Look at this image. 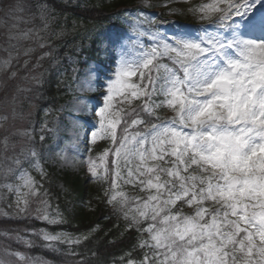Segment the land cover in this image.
<instances>
[{"label": "snow or ice", "instance_id": "snow-or-ice-1", "mask_svg": "<svg viewBox=\"0 0 264 264\" xmlns=\"http://www.w3.org/2000/svg\"><path fill=\"white\" fill-rule=\"evenodd\" d=\"M219 2L226 7L218 3L199 7L205 13L202 19L209 12L221 15L196 34L166 33L159 25L151 27L155 17H143L139 9L135 16L125 10L122 15L128 27L141 28L150 43L141 47L134 62L119 57L112 77L103 85L101 106L89 110L87 101H77L84 106L77 111H90L98 118L99 128L91 132V142L98 136L108 137L113 145L112 167L105 164L101 176L99 165L89 160L91 175L110 180L111 189L123 183L149 191L146 199L135 198L134 206L126 196L119 201L125 218L129 211L133 213L128 226L142 234L136 245L143 250L139 264H264V0ZM142 3L148 5L149 0ZM35 9L25 20L16 15L24 11L22 5L0 0V10L17 21L3 38L8 55L0 59V69L11 66L13 50L18 51L19 41L33 32L32 28L21 30V23L39 18L47 28L51 10L46 0H38ZM129 17L137 23H129ZM144 20L149 27H142ZM131 39L120 32L102 34L98 56L122 53L125 41ZM165 57L170 63L161 62ZM137 74L140 82H132L130 78ZM87 75L99 81V65L89 68ZM88 90H92L90 82ZM132 100H140L141 106L125 114L131 116L129 122L116 104ZM163 108L174 115L161 120L157 110ZM138 125L145 129L129 131ZM26 135L33 147L27 155L24 150L15 155V165H35L41 158L34 138ZM44 139L41 134L40 140ZM0 146L7 153V135L0 139ZM108 155L105 151L99 160L104 162ZM21 178L24 187L37 195L25 171ZM105 195L109 203L117 200L114 194ZM185 206L192 211L186 214ZM17 209L28 212V200L18 199ZM50 222L55 223V218ZM43 239L60 237L44 234ZM123 264L137 261L129 254Z\"/></svg>", "mask_w": 264, "mask_h": 264}, {"label": "rangeland", "instance_id": "rangeland-1", "mask_svg": "<svg viewBox=\"0 0 264 264\" xmlns=\"http://www.w3.org/2000/svg\"><path fill=\"white\" fill-rule=\"evenodd\" d=\"M12 0H10L11 2ZM168 0H149L148 5H144L142 3V0H137V5L143 8H150L152 6H156L158 4H168L167 2ZM196 1V0H195ZM194 1V2H195ZM210 0H198L199 3H208ZM190 2H192L193 4V0H191ZM19 4V2H17ZM212 3H218V6L221 8H225L226 4L223 2H219V0H212ZM21 5V4H20ZM220 12H213V14H217ZM33 14V11H30V13L28 12H22L16 15H21L23 16V18L25 20H27L29 17H31ZM12 21L10 22L8 21H4L6 24L5 26H0V59H6L8 53L3 51V49L7 46L4 43V37L7 34L8 30L11 28V26L16 23L17 21L14 19L13 16H10L9 14H7ZM136 14H134L133 16H135ZM143 17H147L145 14H143ZM142 17V19H143ZM144 22H147L146 20H144ZM144 22L142 24L143 28H147L146 26H144ZM137 23V21H136ZM0 24H1V18H0ZM52 24V22H51ZM210 25V24H207ZM206 25V26H207ZM19 28L21 30H26L29 28L33 29V32L30 34V38L27 40H21L19 41V47H18V51L17 50H13L14 56L15 58L12 60L11 66L8 67L7 69H0V79H1V75L4 74L3 76V81H0V89L3 86H6L5 88L7 89H16V94L15 96V101L17 103H19L21 101L24 102L28 93L30 92L29 89L31 90V88L35 85L36 88L37 87V82H38V77H35V74H29L31 77V82L28 84V88H26V82H24L23 85H21L22 79L25 76V70L24 68L27 66L26 63L23 64V62H25V60H32V58L30 57V54H32L34 52V60L37 61V63L35 64V68L38 67V72H41L42 70H44L45 68H48V64L47 61L50 58V53L49 51H44L47 53H45V55L43 56V58L40 56V52L39 50L43 51L45 49V47L47 46L48 41H54L57 38L54 36V32L50 33V28H48L46 30V28L44 29L43 26V22L37 18L35 19L32 23H21L19 25ZM202 27L198 28L201 29ZM43 29V30H40ZM162 31L166 32V33H188V34H196L197 33V28L196 27H189V26H185L183 28L182 31H169L168 28L163 27L161 28ZM13 31H15V29H13ZM38 33V34H37ZM125 36L128 37H132L131 40H128L129 42L132 41L131 43V50H123V52H117V56H116V61L119 59V57L121 55H123L127 60H129L130 62H134L136 60V58L139 56V50L141 49L142 46L147 45L150 43L149 39L147 36L141 35V28H132L130 29L129 34H126ZM125 44L127 45V42L125 41ZM27 49H31L30 52H28L27 55H25V51ZM147 50V49H145ZM108 56V55H106ZM166 58V57H165ZM40 61V64H38V62ZM116 61L113 64H110L108 67V70L106 71L107 73L110 74V76L112 77V72L116 67ZM60 61H57V64ZM98 64L91 62L89 63L84 70L80 71L79 67L77 65H75V61L74 64L72 65V69L75 70V73L77 74L76 76H74V80L73 82L76 85V93L79 94V98L80 100H85L88 102V108L89 110L91 109V105H95V107H99L102 105V101L99 102H95V100L90 97L92 94H94L95 89H99V85H98V81H96L95 77L93 76H88L87 73L89 71V68L96 66ZM100 67V66H99ZM101 70V68H100ZM12 73H15V76H12ZM103 77L102 74L100 76V78ZM132 82L135 83H139L140 82V76L139 74H137L134 77L130 78ZM9 81H13L12 84H14L15 86H13L12 84H8L7 82ZM35 82V84H34ZM89 82L92 84V90H88V85ZM2 85V86H1ZM98 91V90H97ZM99 93H102L100 91H98ZM86 95V96H85ZM85 96V97H84ZM89 99V100H88ZM102 99V96L100 95V100ZM92 102V104H91ZM71 104V106H69L68 108V112L70 113H75V112H81V113H87L85 115V118L88 120H93L94 122L91 123H85L84 126L82 127H87L89 128V133L91 134L92 131H94L95 126L98 125V118L93 117L91 114H89L90 111H77V108H83V105L78 104L77 102H71L69 103ZM92 106V107H93ZM141 106V101L140 100H132L131 103H127L125 102L124 104H116V107L118 109H122V113L121 115L123 116L124 119L131 120V116H127L125 115L126 113H131L133 111V109L139 111ZM161 110V109H160ZM12 113V112H10ZM161 114H163V116L160 117L161 120H167L170 119L174 113H172L169 109L164 108L163 109V113L161 112ZM4 114L0 113V117H2ZM32 114H28L26 115L24 118H22V114L18 111L15 110L14 111V116L11 119L12 123L9 127H10V131H8L7 133L2 132L1 134V138L3 139L2 136L7 135L9 137V140L11 139L10 134L12 135V137H14V133L16 134L18 130H20L23 133H31V127H32V123L31 121H29V119L31 118ZM19 117V118H18ZM68 116L65 117H61L62 122H57L55 121V123L53 124V131L56 134V140L57 141H61V143H64L63 145L58 144V148H56L54 151L60 156L59 160L62 163V166L66 169H68L69 171H71L73 169V167H75V154L77 153V145H79L82 142V134L81 132L76 128L78 127L77 124V120H72L70 118H67ZM21 118V119H20ZM66 119H68V121H66ZM75 119V118H73ZM3 122V123H2ZM64 123H67L64 124ZM49 124L48 121V115L43 116L42 122H41V126H45L47 127ZM4 125V120H0V131L2 130V127ZM140 125L130 128L129 131H133L135 132L137 130V128ZM18 129V130H16ZM118 129V128H117ZM142 129V128H140ZM139 129V130H140ZM14 130V132H13ZM83 131V129H82ZM143 131V129H142ZM61 132H63L64 135L67 136V138L63 137V136H59L61 134ZM22 133V134H23ZM78 137V138H77ZM103 137L98 136V140H100ZM65 139V140H64ZM3 148L2 146H0V152H3ZM108 157H113L111 154H109ZM106 158V160H108L109 158ZM166 159H171V158H166ZM8 162H12V159H10ZM152 164H160L162 167H169L170 165L168 164H164L161 161H153L150 162ZM99 167H103L102 162L98 163ZM19 168H16V170H18ZM98 170V169H97ZM21 172L23 170H20ZM9 172V169H8ZM25 172L27 173V175L29 177H31L32 181H34V178H32V174L28 171L25 170ZM1 178V176H0ZM16 179V178H15ZM164 179H168V177L166 176H162V180ZM15 181V180H14ZM14 181H9L8 179H6L3 182H0V218L1 217H5V216H9V215H18L21 212L18 211L17 209V200L18 199H25L26 197L28 200V209L32 210V211H41L40 210V205L42 204V201H40L39 203L35 204H30V200L33 197H36L39 194V190L37 187L36 188V183H35V188L37 190V195H32L30 191H28L26 194L24 193L23 190H18L16 191L15 187H14ZM18 181L19 182H23L25 183V180L23 178H21V174L18 175ZM42 189V188H41ZM48 190H46L47 192ZM143 195L141 194V197H146L144 195H149V191L145 190L143 191ZM154 192V190H153ZM24 205L21 203L20 207H23ZM49 207L46 205V202L44 201L43 204V209L47 210ZM58 208V207H56ZM71 210V207H68ZM183 211L188 214L192 211V209L187 208V206H185L183 208ZM27 213V212H26ZM23 214V213H21ZM59 237V236H58ZM5 253V250L0 248V256L1 254ZM0 264H47L46 261H43L40 258H29V259H22V260H15L14 258H12L11 256H9L8 254L6 255V258L0 261Z\"/></svg>", "mask_w": 264, "mask_h": 264}, {"label": "trees", "instance_id": "trees-1", "mask_svg": "<svg viewBox=\"0 0 264 264\" xmlns=\"http://www.w3.org/2000/svg\"><path fill=\"white\" fill-rule=\"evenodd\" d=\"M83 193H80L77 197V201L82 200ZM78 208H81L80 205H78ZM102 215L97 217V219L102 224V227L104 228L106 226V219H100ZM94 215H91L88 213L87 215L81 214L80 218L86 222L89 218H93ZM127 239V240H126ZM133 235L131 233H123V236L116 237L114 240L110 241V239H101V238H95L96 243L92 245V248L90 249V255H94V258L97 257L98 260H101L103 262H106L110 257H113L115 255L121 254L124 252L130 244L133 243ZM129 245V246H128Z\"/></svg>", "mask_w": 264, "mask_h": 264}]
</instances>
